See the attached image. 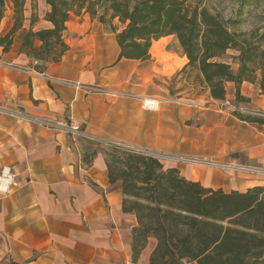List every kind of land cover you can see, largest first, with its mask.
<instances>
[{"label":"crops","instance_id":"crops-1","mask_svg":"<svg viewBox=\"0 0 264 264\" xmlns=\"http://www.w3.org/2000/svg\"><path fill=\"white\" fill-rule=\"evenodd\" d=\"M38 5L42 10L36 12L33 30L49 27L43 20L45 1L38 0ZM27 8L28 3L25 29L32 13ZM3 20L0 34L10 27V18ZM66 26L69 49L43 73L32 70L31 60L20 52L19 34L8 52L0 50V172L8 169L12 175V185L0 189V264L131 261L136 218L122 211L120 183L109 182L104 152L87 138L66 132L68 119L79 122L92 138L133 150L264 167V112L254 122L228 112L236 105L239 110L264 109V94L256 84H241V102L231 82L222 101L211 99L203 87L200 96L184 97L187 85L196 91L190 69L183 71L187 59L179 46V52L168 48L167 38L173 36L152 43L159 45L160 55L150 53L149 61L116 62L114 34L88 14L71 15ZM169 54L178 56L180 66L167 75L163 71ZM161 75L173 77L184 90L160 93L154 80ZM194 75L199 84L201 76L197 71ZM145 97L155 99L153 108L145 106ZM160 162L187 180L224 192H244L264 183L247 173ZM154 246L150 239L143 264H148Z\"/></svg>","mask_w":264,"mask_h":264},{"label":"trees","instance_id":"trees-1","mask_svg":"<svg viewBox=\"0 0 264 264\" xmlns=\"http://www.w3.org/2000/svg\"><path fill=\"white\" fill-rule=\"evenodd\" d=\"M44 1L48 10L43 20L49 27L33 30L38 21L34 13L29 28H24L27 0H0V24L7 2L12 13L10 27L0 34V50L8 52L19 34L20 52L38 73L68 51L65 34L70 16L88 14L114 34L116 62L149 61L152 43L173 36L187 59L183 71H197L211 99L224 100L230 82L238 102L243 101V82L256 84L264 94V32H238L233 29L238 21L224 20L205 7L191 5V0ZM228 51L236 54L228 57ZM230 61L236 62L235 71ZM104 154L109 182L120 183L122 211L137 221L132 231L133 264L150 239L155 246L148 264H264V184L224 192L187 180L150 155L116 145Z\"/></svg>","mask_w":264,"mask_h":264},{"label":"rangeland","instance_id":"rangeland-1","mask_svg":"<svg viewBox=\"0 0 264 264\" xmlns=\"http://www.w3.org/2000/svg\"><path fill=\"white\" fill-rule=\"evenodd\" d=\"M8 3L9 2H7L6 8L4 11V18L5 17L10 18L11 14H12L10 12L11 7L8 5ZM27 3H28V8L34 14H36V12L39 9L42 10V8L39 7V5H38V0H27ZM190 3H191V5L197 4L200 7H205V8H207V10L210 13L218 15L219 17L223 18L224 20L238 21L239 23L233 27V29H235L238 32H246L248 34L249 33H256L257 35L264 32V0H191ZM25 11H26V9H25ZM3 21L4 20H2V22ZM167 39H168V41L171 40V42L168 44V48L173 52H179L177 42L172 41L174 38L168 37ZM235 54L236 53L233 51L227 52L228 57L233 56ZM165 57H166V59H165L166 60V63H165L166 67L163 71V74L166 73L167 75H169V74L173 73L176 66H180L178 64V63H180V60L178 59V56H175V55L169 54L168 57H167V55H165ZM230 62L232 64L233 70L235 71L237 68L236 62L235 61H230ZM194 71L195 70H192V69L189 70V72H190L189 77L192 78V82H193L192 83V89H194V91H196V93L193 94L194 92H192V90H190V86L187 85V87H185L186 91L183 94H181L184 97H188V96L189 97H193V96L195 97V95L200 96L202 93V90L200 88L201 87L206 88L202 84H200V82H199V84H198V82H196V77L194 75ZM180 73H182V72H180ZM163 76L164 75H161L159 78H156L154 80V83L156 85H159L162 89V91H159L160 93L163 94V91H166V90L170 91L169 88H177V93H180L184 90V87L182 85H180L179 81H176L175 79H173V77L170 80H166L163 78ZM146 82L148 83V82H150V80L147 79ZM170 93H172V91H170ZM150 99H153V98H150ZM199 103L202 104L203 101H199ZM237 107H238V105H236V108ZM240 108H244V107H240ZM240 110H242V112H237L238 114L247 115L250 118H261L259 114L264 112V109L259 110L257 108H253L248 114H245V113H243V112H245L244 109H240ZM247 111H249V110H247ZM228 112L231 114L234 113L230 109ZM67 123H68V121H67ZM92 139H94V140L88 139L87 141L96 144V146H97L96 150H101L103 152H108L110 147L112 145H115L113 143V141H109L107 139H103V138H92ZM122 147H124V146L122 145ZM124 148L133 150L132 148H128V147H124ZM133 151H137V152L145 154V155H150V156H153L157 159H161V155H164L163 153L159 154V153L149 152L146 150H143V151L133 150ZM165 155L172 156L169 154H165ZM179 157H181V156H179ZM198 160L204 161L203 159H198ZM211 161L212 160L207 159L206 163L200 162V163H202L200 165L218 168V169H222L225 171L247 173V175L250 176L249 178H251V179H262V180H264V175L253 173L254 171L251 172L252 170H257V169L264 170V167L260 168L258 166H253V167L234 166L232 164H228L227 162H219L221 165H224V167L214 166V165L211 166V165H209L210 163L207 164L208 162H211ZM154 242H155V240H154ZM147 247H148V245L141 251L140 256L138 257L136 264H143V262H141L142 261V254L146 250ZM148 260H149V258H148ZM10 263L11 262H9L8 264H10ZM117 264H120V263H117ZM127 264H133L132 258H131V261Z\"/></svg>","mask_w":264,"mask_h":264},{"label":"built area","instance_id":"built-area-1","mask_svg":"<svg viewBox=\"0 0 264 264\" xmlns=\"http://www.w3.org/2000/svg\"><path fill=\"white\" fill-rule=\"evenodd\" d=\"M145 103V102H144ZM146 107H148V108H153V107H151V106H146ZM230 110L232 111V112H235V113H237V112H242V110H239L238 108H236V107H232V108H230ZM245 112H243V113H245V114H248L250 111H247V110H244ZM247 116V115H246ZM64 128H65V130H66V132H68L73 138H79V137H82V138H87V139H91V140H94V139H92L91 137L92 136H90V135H88V134H86V133H84V132H82L81 130H80V123L79 122H77L76 120H73V119H68V123H66L65 125H64ZM116 146H120L121 144L120 143H118V142H113ZM120 147H122V145L120 146ZM161 158L162 159H167V160H173V161H176V162H184V163H187V164H202V163H200V162H203V163H206V161L204 160V161H200V160H198V159H196V158H190V157H179V156H168V155H161ZM160 160V159H159ZM200 161V162H199ZM210 163V164H209ZM207 164H209V165H214V166H220V167H224V165H221L220 163H218V162H213V161H211V162H208ZM254 171V172H253ZM251 172H253V173H257V174H260V175H264V170H262V169H257V170H252ZM0 182H2V180H5V181H8V184L7 185H12V175H11V173H10V171L8 170V169H3L2 171H1V173H0Z\"/></svg>","mask_w":264,"mask_h":264},{"label":"bare ground","instance_id":"bare-ground-1","mask_svg":"<svg viewBox=\"0 0 264 264\" xmlns=\"http://www.w3.org/2000/svg\"><path fill=\"white\" fill-rule=\"evenodd\" d=\"M160 52V49H159V45L154 43L150 49V53L154 56H158L160 55L159 54ZM155 99H150V98H145V106H151V107H154L155 106ZM1 180V179H0ZM8 184V181H5V180H2V182H0V189L3 187V186H7ZM4 187V188H5Z\"/></svg>","mask_w":264,"mask_h":264}]
</instances>
